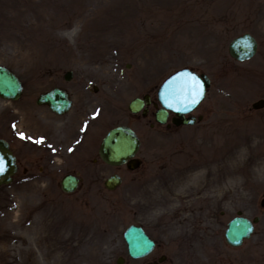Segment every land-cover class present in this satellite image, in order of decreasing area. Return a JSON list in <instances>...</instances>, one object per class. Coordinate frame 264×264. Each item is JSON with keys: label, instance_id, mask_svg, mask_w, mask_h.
I'll return each instance as SVG.
<instances>
[{"label": "rangeland", "instance_id": "374dc122", "mask_svg": "<svg viewBox=\"0 0 264 264\" xmlns=\"http://www.w3.org/2000/svg\"><path fill=\"white\" fill-rule=\"evenodd\" d=\"M260 2L0 0V64L25 82L51 81L54 71L72 70V82L103 84L116 100L109 104L123 109L152 85L155 93L183 67L212 79L194 112L204 116L201 122L175 132L141 131L143 166L135 172L99 166L83 174L79 193L68 195L60 181L73 167L20 170L0 189V264H32L35 258L42 264H117L126 253L123 232L132 223L143 225L163 251L189 247L181 244L186 240L208 248L218 241L222 219L215 216L221 212L262 215L256 199L264 195V112L250 115L249 108L264 98V29L251 61L236 62L228 53L230 42L254 23L245 19H264ZM69 20L75 23L68 26ZM53 23L64 29L54 32ZM153 76L155 84L149 82ZM91 99L96 101L89 115L95 118L101 98ZM108 108L109 127L128 122ZM246 139L258 154L236 160L237 140L245 146ZM115 172L123 184L107 192L102 183Z\"/></svg>", "mask_w": 264, "mask_h": 264}, {"label": "water", "instance_id": "95a60500", "mask_svg": "<svg viewBox=\"0 0 264 264\" xmlns=\"http://www.w3.org/2000/svg\"><path fill=\"white\" fill-rule=\"evenodd\" d=\"M255 40L249 36L245 35L244 37L238 38L233 41L230 46L231 54L239 59L246 60L251 58L256 50ZM206 86H208L207 80L205 81ZM21 85L17 78L7 71L0 68V95L5 98H15L18 96ZM201 95L198 98L197 103L192 104L191 101L185 104H177L175 100L169 95V87L166 89V95L162 104L167 109H172L175 111L181 118L179 122L184 120V114L192 111L203 98L204 95V84H200ZM56 96L42 97L40 101H46L50 103L51 107L58 111L63 112L69 108L70 102L61 95L62 99H52ZM48 98H51L48 100ZM172 105L169 107V105ZM180 110H177V109ZM131 109L136 111L138 110L137 102H134L131 106ZM188 123H192L188 121ZM139 141L136 135L128 128H118L112 131L106 138L100 153L102 158L109 164L112 165H122L125 164L129 159H131L138 151ZM0 160L3 161L4 170L0 172V186L2 184L9 183L11 181V175L16 171L15 158L12 156L11 152L8 149V145L0 141ZM129 163V167L133 169L135 167ZM78 181L73 177H66L63 181V188L66 191H73L77 187ZM120 183V178L118 176H113L107 183V187L114 189ZM251 231V225L246 220H237L233 222L227 231L228 240L234 241L238 240L241 236H247ZM125 239L128 243L129 252L133 257H140L148 254L152 247L153 242L145 235V233L137 228L130 227L125 233ZM235 242V241H234Z\"/></svg>", "mask_w": 264, "mask_h": 264}, {"label": "flooded vegetation", "instance_id": "af4514ba", "mask_svg": "<svg viewBox=\"0 0 264 264\" xmlns=\"http://www.w3.org/2000/svg\"><path fill=\"white\" fill-rule=\"evenodd\" d=\"M45 89H53L56 87L66 89L61 82L56 83H45L43 84ZM36 92L29 93V100L26 105L22 107L23 115H27L28 113L36 112V116L42 120L47 122L43 127L45 128V132L42 135L45 137L44 143L41 144V148L45 150H59V153L64 152V148L68 147L71 142L68 140H79L78 149L81 153L85 154L86 151L89 150L90 145L93 143H97L99 140V133H96L97 136L94 138L90 135V132H85L83 136H80L78 131H73L72 129L75 127L74 122L68 123L70 121L66 119V116H59L53 113L49 107L41 106L37 107L34 105V100L32 98ZM70 95L74 96L75 91L69 90ZM48 123H52V126ZM52 127V128H51ZM64 128H70L71 133L65 132L62 137L58 136V132L61 134ZM27 146H22V148H26ZM18 156L19 152L17 151ZM40 159H43L41 157ZM88 159L84 156V159L81 162H85ZM36 159H27V163H36ZM225 245V244H223ZM245 245V244H243ZM263 246L262 242H257L255 245L246 244L244 247L240 248H229L226 247L224 249H217L213 253L208 254L205 258H187L186 261L182 260L183 264H262L263 262V254L261 247ZM162 248H159L155 252H153L148 258L138 261L136 264H173L171 260L166 257H163Z\"/></svg>", "mask_w": 264, "mask_h": 264}, {"label": "snow or ice", "instance_id": "6c2138e0", "mask_svg": "<svg viewBox=\"0 0 264 264\" xmlns=\"http://www.w3.org/2000/svg\"><path fill=\"white\" fill-rule=\"evenodd\" d=\"M169 95L177 104H185V106H187L188 101L195 104L201 95L200 85L195 81V78L189 79L186 76L177 77L169 84ZM171 106L170 104L169 107ZM177 110L180 109L178 108ZM20 138L24 139V136L21 135ZM40 142L42 141H36V143ZM3 170V161L0 160V172H3Z\"/></svg>", "mask_w": 264, "mask_h": 264}, {"label": "bare ground", "instance_id": "6f19581e", "mask_svg": "<svg viewBox=\"0 0 264 264\" xmlns=\"http://www.w3.org/2000/svg\"><path fill=\"white\" fill-rule=\"evenodd\" d=\"M94 1V0H93ZM39 17V16H38ZM64 27H58L57 30H62ZM57 32V31H56ZM70 35V34H69ZM68 35V36H69ZM66 37V36H65ZM91 62V61H88ZM103 64H100V67H102ZM102 69V68H101ZM237 144H239L241 146V148H239L236 152L235 155H237L236 160H247V155L253 154L256 155L258 154L257 150H256V145H252V141L250 139H246V143L244 146V142L243 141H239L237 140ZM259 145V144H258ZM264 152V150H263ZM234 155V156H235ZM233 156V157H234ZM260 167L264 166V161L261 162L259 164ZM169 199V198H168ZM164 203H161V205ZM48 253H54L51 249L48 251ZM49 255V254H48ZM50 256V255H49ZM52 257V256H50ZM53 258V257H52ZM47 259V258H46ZM48 260V259H47ZM32 264H42L41 262L37 261L36 258L33 260ZM52 264H57L56 260L54 259V262Z\"/></svg>", "mask_w": 264, "mask_h": 264}]
</instances>
